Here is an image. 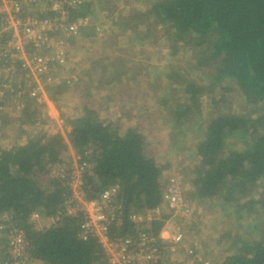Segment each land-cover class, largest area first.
<instances>
[{
	"label": "trees",
	"instance_id": "16d2710c",
	"mask_svg": "<svg viewBox=\"0 0 264 264\" xmlns=\"http://www.w3.org/2000/svg\"><path fill=\"white\" fill-rule=\"evenodd\" d=\"M63 1L71 23L85 21L66 42L72 45L84 32V38L89 39L106 34V30L88 25L87 18L94 15L93 0ZM142 3L144 8L131 9L110 24L109 44L116 45L124 34L128 45L135 49L136 43L149 41L151 31L162 28L169 37L170 59L190 47V52L197 56L195 69L205 68L198 80L192 72L181 75L171 70L170 65L167 77L171 88L175 87L172 94L166 90L160 97L154 94L141 99L138 93L134 95L142 110L139 115L148 114L142 121H147L151 128V117H159V113L178 132L197 128V134L193 133L197 142L190 161V189L185 196L191 203H216L223 216L233 219L231 228L221 232L213 229L219 232L217 240L203 247L206 250L210 246L222 247L220 257L215 260L205 252L203 255L196 252L197 262L264 264V0ZM48 7L45 2L46 10L37 12L39 16L52 17L54 12ZM124 59H111L106 68L92 63L84 95L91 96L93 84L95 89L108 88L109 92L111 88H120V97L128 105V100H134L132 95H123L121 85L129 81L139 91L153 87L150 80L147 83L141 78L136 61L126 59L124 63L130 64H125L129 69L119 70L118 65ZM98 68L104 77L98 78ZM148 77L145 73V78ZM68 83L69 79L63 80L54 88L55 93L63 92L61 86ZM152 89L157 91L155 85ZM172 99L176 100L173 105L169 104ZM236 100L242 101L247 108L245 112L233 110ZM30 102L32 105L24 107L19 122L25 141L0 149V224L7 227L4 231L24 232L35 264H107L96 239L81 238L84 219L81 214L63 215L58 222L51 223L50 219L63 211L64 202L71 196L69 178L73 159L61 134L42 130L46 122L40 119L42 113L38 108L42 106H35L34 100ZM80 111L79 116L65 120L64 128L69 129L72 149L79 155L75 163L78 167L85 164L83 192L87 200H94L110 188L119 187L115 203L121 206L122 223L119 227L112 225L109 234L111 238L126 236L132 230L130 215L143 216L146 210L160 205L162 191L173 176H164L167 168L158 163L154 149L158 141L146 136L141 120L122 128L98 118L97 111L86 105ZM52 167H57L63 178L51 174L50 179ZM35 213L50 220L48 228H38L31 219ZM247 219L251 221L248 227L252 232L246 234L242 222ZM163 226L164 220L152 221L151 233L158 236ZM5 243L6 239L0 236V264L9 261Z\"/></svg>",
	"mask_w": 264,
	"mask_h": 264
},
{
	"label": "rangeland",
	"instance_id": "374dc122",
	"mask_svg": "<svg viewBox=\"0 0 264 264\" xmlns=\"http://www.w3.org/2000/svg\"><path fill=\"white\" fill-rule=\"evenodd\" d=\"M142 1L144 0H93L95 3L92 8L94 15L91 14V16L87 18L89 21L88 25L91 24L100 28L103 32L106 30V34L105 32L102 36H97L95 34L96 39H89L84 38V32L74 43H72V45L71 42H66L67 44L65 47L70 50L66 63L63 65L52 64L49 72L43 77V100H45L46 103L50 101L52 104H46L43 101L42 108H38L41 109L39 112L42 113L40 119L46 121L41 127L43 128V131H48L52 134H61L68 145L71 158L76 160V158L79 159V155L72 149L68 138L69 129L64 127L66 124L65 120L73 119L81 114L80 110L83 105H86V107H89L92 111H97L96 114H98V118L100 117L102 120L106 119L111 121L114 125L119 124L122 128H126L128 125L134 126L141 120V124L143 123L144 125L143 128L145 129L144 133L146 136L153 141H158V144L154 146V149L156 150L158 163L164 169L167 168V170H164V176H173L177 179V187H179L183 200H186L192 206L190 207V218H183L179 212L171 213L167 208H164L161 211L159 217L161 220L170 217L169 227H181L188 245L193 243L198 244V254L201 253V255H203L205 252V255L207 254L206 256L217 260L224 251V249H221L222 247L213 248L210 246L209 250H206L203 247H205L206 244H213L209 241L217 240L219 232L231 228L233 226V219L232 217L226 218L223 216L221 209L216 203H191L185 196L190 189L189 181L192 174L190 161L194 145L197 142V138L193 133H196L195 131L197 128L192 132L186 131V129H182V131L178 132V130L173 127L172 123H167V121L163 119L164 114L160 113L158 115L159 117L150 118L151 120L149 122L153 121V126L151 128L148 126L149 124L147 121H142L141 118H145L148 114L139 115L142 110L138 107L140 105L138 104L139 99H136L134 96L138 93L140 99L148 96L152 97L154 94H158L160 97L163 94V91L166 90H169V93L172 94L175 87L171 88L170 84H168L167 77V73H169L167 67L170 65H172L171 70H177L181 75L186 73L190 74V72H192L198 80L201 78L202 71H205V68H201L199 71L195 69V58L197 56L194 55V52H190V47L185 48L179 56L170 59L167 43V38L169 37L165 35L162 28L151 31V36L148 39L149 41L146 42L147 40L145 39L146 43L144 44L136 43L135 49L128 45L129 40L124 34L117 39L118 43L116 45L109 44L108 39L110 37L108 34L111 32L110 24L131 9L139 10L140 8H144ZM61 38L62 36H59V40H62ZM93 40L96 42L93 43ZM43 55L47 57L49 54L43 51ZM116 58H125L122 61L123 64L118 65V68L121 71H127L129 69L126 65L130 66V64L124 63L126 59L136 61L138 64L137 67H140L142 74L141 78L147 83L151 81L152 83L150 84L153 87L155 85L157 91L155 89L153 91V87L149 86L148 89H141L142 91H139V88L133 89L128 81L125 85L120 86L121 90L124 92L123 95L127 97L132 95L131 97L134 101L132 102V100H128V105L126 100L120 97V88L116 90L111 88L109 92L108 88L102 90L95 89L96 85L93 84L90 87L93 89L91 96L84 95V85L89 81L90 72L88 70L90 65L92 63H97L101 65V67L106 68V66L112 61L111 59ZM97 70L99 74L98 78L101 76L104 77L101 73L102 69L98 68ZM145 73L150 77L146 79ZM65 79H69V83L61 86L63 92L55 93L54 88ZM175 93L177 96L180 95L177 92ZM116 99L117 101H114ZM175 101V99H172L169 104L173 105ZM135 102L137 103L136 105H134ZM202 106H204V111L205 101ZM9 107L10 108H7L5 113L1 114L0 137L4 134L10 133V129L13 130V123L14 126H19V122L23 117L18 116V112L15 111V109H17L16 107H13L12 105H9ZM232 108L234 111L240 113L247 110L242 101L238 100L233 101ZM32 109L35 108L32 107ZM20 113H22L21 109ZM129 117H132V119L128 120ZM195 119L196 118L192 119V121ZM182 145L183 149L180 148ZM52 170H58V168L52 167ZM52 170L50 171V179L52 178ZM48 183L49 181H47L46 186H48ZM40 220L41 218L39 219V224L41 223ZM248 221L249 220L247 219L242 222L243 232L246 234L252 232L248 227V225L251 224V221ZM39 224L38 228L41 229ZM222 227L223 229H221ZM213 229H217L219 232H215ZM165 252L166 255L170 257L172 256L168 264H184L183 260L180 258H185V264H187L188 258L184 254L181 253L178 256H173L170 251L165 250ZM197 261L198 259L195 258L194 264H200V262ZM164 264H167L166 260L164 261Z\"/></svg>",
	"mask_w": 264,
	"mask_h": 264
},
{
	"label": "built area",
	"instance_id": "2783aa9c",
	"mask_svg": "<svg viewBox=\"0 0 264 264\" xmlns=\"http://www.w3.org/2000/svg\"><path fill=\"white\" fill-rule=\"evenodd\" d=\"M45 2L54 12L50 18H43L37 13H43ZM65 3L63 0H0V115L10 108V100H14L17 109H24L25 100H34L35 106H42L43 77L52 64L66 63V38L85 25L81 19L70 22L68 11L63 6ZM43 51L49 55L45 57ZM77 160L73 159V167H70L71 196L64 202L63 211L50 219L51 223L58 222L63 215L81 214L84 218L81 238H95L107 264H164L165 260L168 264L172 256L166 255L165 250L173 256L184 254L188 258L187 264L195 263L198 244L188 245L181 227H169L170 217L165 218L158 236L151 233V222L161 220L159 216L164 208L171 213L179 212L183 218H190L192 206L183 200L175 177L169 178L162 191L160 205L146 210L143 216L130 215V234L111 238L109 231L112 225L119 227L122 223L121 206L115 203L119 187L110 188L98 199L87 200L82 175L86 171L85 164L78 167ZM52 175L63 178L59 169L52 170ZM40 218L38 213L31 216L36 224H39ZM4 228H7L4 223L0 224V230L4 231ZM0 236L6 239L5 253L9 255L5 264H35L23 231L11 229L0 232ZM180 259L185 264V258ZM204 264L210 262L205 261Z\"/></svg>",
	"mask_w": 264,
	"mask_h": 264
},
{
	"label": "crops",
	"instance_id": "0c3cea01",
	"mask_svg": "<svg viewBox=\"0 0 264 264\" xmlns=\"http://www.w3.org/2000/svg\"><path fill=\"white\" fill-rule=\"evenodd\" d=\"M41 89H42V104H43V101H44V103H46L45 100H43V98H44V95H43V83L41 85ZM30 101H32V100H25L23 102V105L24 106L32 105ZM9 104L12 105L13 107H15V105H16L14 100H10ZM46 104H52V102L49 101ZM20 109L23 110L22 107ZM20 109H15V111L18 112V116H22L23 115V111H22V113H20ZM1 118H2V115H0V119ZM1 137H0L1 138V140H0V149L10 148L11 146H13L14 143H18V142L22 143V142L25 141V137L21 135V131L19 129V126L18 125L14 126V123H13V130L10 129V133L4 134ZM40 221H41V223L39 225H40L41 229L48 228V226L50 225V220L48 218H41Z\"/></svg>",
	"mask_w": 264,
	"mask_h": 264
}]
</instances>
